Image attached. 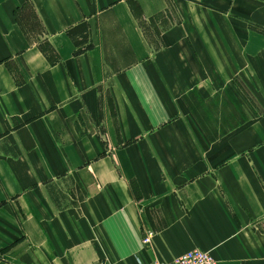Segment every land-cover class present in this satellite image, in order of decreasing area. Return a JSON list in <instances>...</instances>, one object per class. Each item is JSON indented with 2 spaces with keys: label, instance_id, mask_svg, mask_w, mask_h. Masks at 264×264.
<instances>
[{
  "label": "crops",
  "instance_id": "1",
  "mask_svg": "<svg viewBox=\"0 0 264 264\" xmlns=\"http://www.w3.org/2000/svg\"><path fill=\"white\" fill-rule=\"evenodd\" d=\"M195 248L264 264V0H0V264Z\"/></svg>",
  "mask_w": 264,
  "mask_h": 264
},
{
  "label": "built area",
  "instance_id": "2",
  "mask_svg": "<svg viewBox=\"0 0 264 264\" xmlns=\"http://www.w3.org/2000/svg\"><path fill=\"white\" fill-rule=\"evenodd\" d=\"M154 233L153 230L148 229L143 241L145 243H150ZM144 264H217V260L209 251L195 248L171 260L153 259Z\"/></svg>",
  "mask_w": 264,
  "mask_h": 264
}]
</instances>
